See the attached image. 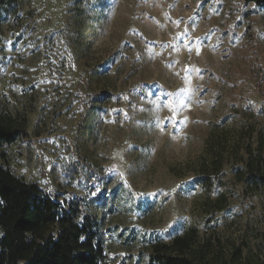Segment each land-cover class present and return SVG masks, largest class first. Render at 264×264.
<instances>
[{
    "label": "rangeland",
    "instance_id": "rangeland-1",
    "mask_svg": "<svg viewBox=\"0 0 264 264\" xmlns=\"http://www.w3.org/2000/svg\"><path fill=\"white\" fill-rule=\"evenodd\" d=\"M0 117L21 125L0 164L96 218L106 264H150L192 230L264 264V185L241 175L264 138L260 8L0 0Z\"/></svg>",
    "mask_w": 264,
    "mask_h": 264
},
{
    "label": "trees",
    "instance_id": "trees-1",
    "mask_svg": "<svg viewBox=\"0 0 264 264\" xmlns=\"http://www.w3.org/2000/svg\"><path fill=\"white\" fill-rule=\"evenodd\" d=\"M244 2L264 11V0ZM20 130L14 119L0 117V144H12ZM220 167L216 159L214 174ZM241 175L264 185V138L255 149H247ZM196 237L192 230L169 244L154 245L150 264H239L238 249L231 255L235 258L221 260L208 242L196 243ZM0 264H106L97 220L79 216L71 205L61 206L37 184L23 181L0 164Z\"/></svg>",
    "mask_w": 264,
    "mask_h": 264
},
{
    "label": "snow or ice",
    "instance_id": "snow-or-ice-1",
    "mask_svg": "<svg viewBox=\"0 0 264 264\" xmlns=\"http://www.w3.org/2000/svg\"><path fill=\"white\" fill-rule=\"evenodd\" d=\"M189 51H191V49H189ZM197 54H199V50H197ZM184 91L187 92L188 90L185 89ZM169 95H171V94H169ZM181 104H183V101H181ZM165 107L169 108V110L173 113V118H174L175 117V109L172 108L171 105H168V104H166ZM161 130L163 131V128Z\"/></svg>",
    "mask_w": 264,
    "mask_h": 264
}]
</instances>
